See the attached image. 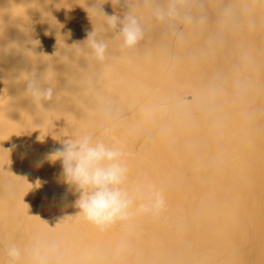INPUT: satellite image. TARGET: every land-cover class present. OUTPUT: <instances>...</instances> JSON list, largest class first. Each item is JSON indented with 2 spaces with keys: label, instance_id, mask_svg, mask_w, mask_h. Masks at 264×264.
Returning a JSON list of instances; mask_svg holds the SVG:
<instances>
[{
  "label": "bare ground",
  "instance_id": "1",
  "mask_svg": "<svg viewBox=\"0 0 264 264\" xmlns=\"http://www.w3.org/2000/svg\"><path fill=\"white\" fill-rule=\"evenodd\" d=\"M99 8L131 9L144 39L123 48ZM33 70L57 93L39 108L17 79ZM101 125L130 184L163 192L158 216H76L47 157ZM37 239L59 243L52 264H264V0H0V264Z\"/></svg>",
  "mask_w": 264,
  "mask_h": 264
},
{
  "label": "clouds",
  "instance_id": "2",
  "mask_svg": "<svg viewBox=\"0 0 264 264\" xmlns=\"http://www.w3.org/2000/svg\"><path fill=\"white\" fill-rule=\"evenodd\" d=\"M99 11L105 18V29L122 37L123 48L134 49L144 39V26L131 9L123 17L106 15L101 8ZM157 16L164 18L161 12H157ZM84 45L96 61L106 59L108 43L96 27L87 33ZM17 79L23 85V95L37 108L56 98V88L42 73L21 71ZM108 111L104 109L105 113ZM101 127L99 134L85 131L63 140L61 147L47 157L52 162H61L63 182L73 190V194H78L74 202L78 209L76 216L101 231L118 222L126 223L135 216H158L166 207L163 192L144 181L130 184L125 152L106 142L104 137L110 129ZM5 252L10 264H22L26 256L30 264H52L53 258L59 255V243L37 239L27 250L11 245Z\"/></svg>",
  "mask_w": 264,
  "mask_h": 264
}]
</instances>
